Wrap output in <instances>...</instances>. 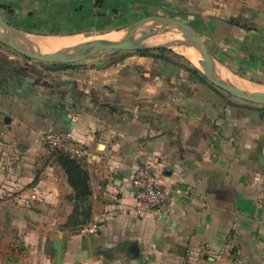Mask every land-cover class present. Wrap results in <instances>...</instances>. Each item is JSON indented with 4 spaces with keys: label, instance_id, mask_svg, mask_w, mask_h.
I'll list each match as a JSON object with an SVG mask.
<instances>
[{
    "label": "crops",
    "instance_id": "obj_1",
    "mask_svg": "<svg viewBox=\"0 0 264 264\" xmlns=\"http://www.w3.org/2000/svg\"><path fill=\"white\" fill-rule=\"evenodd\" d=\"M0 9L37 37H102L148 15L177 18L218 69L264 90V0H0ZM146 48L42 77L0 58V218L15 233L4 264H264V105ZM51 129L88 145L85 198L42 139ZM142 165L165 184L157 211L136 204Z\"/></svg>",
    "mask_w": 264,
    "mask_h": 264
},
{
    "label": "water",
    "instance_id": "obj_2",
    "mask_svg": "<svg viewBox=\"0 0 264 264\" xmlns=\"http://www.w3.org/2000/svg\"><path fill=\"white\" fill-rule=\"evenodd\" d=\"M149 22H151L152 26L157 25L159 28L155 31L148 32L137 37L138 31ZM0 27L3 29V31H0V41L12 49L28 58L56 64L76 63L95 56L110 54L120 50H137L144 47L163 48L175 44L193 45L202 56L200 63L202 65L203 72L212 84L235 97L248 102L264 105V90L251 91L241 88L233 82L223 78L218 71L215 58L208 51L197 31L188 23L173 17L148 15L128 26L117 29L116 31L122 33L119 40L98 38L72 50H54L48 52H44L40 47L33 45L28 36L8 22L1 15V13ZM168 27L178 29L181 33H183L186 39L176 40L169 43L145 45L144 42L159 34L162 29ZM20 39H23L25 43L21 42ZM26 44H28V46ZM54 243L57 263H61L63 255V241L61 237H55Z\"/></svg>",
    "mask_w": 264,
    "mask_h": 264
},
{
    "label": "built area",
    "instance_id": "obj_3",
    "mask_svg": "<svg viewBox=\"0 0 264 264\" xmlns=\"http://www.w3.org/2000/svg\"><path fill=\"white\" fill-rule=\"evenodd\" d=\"M42 139L50 152L67 154L79 163H83L88 156L87 143L76 140L72 133L60 129L46 131ZM132 185L137 207L141 211H157L166 201L167 191L161 174L151 165H142L134 172ZM92 231L97 232L95 225Z\"/></svg>",
    "mask_w": 264,
    "mask_h": 264
},
{
    "label": "rangeland",
    "instance_id": "obj_4",
    "mask_svg": "<svg viewBox=\"0 0 264 264\" xmlns=\"http://www.w3.org/2000/svg\"><path fill=\"white\" fill-rule=\"evenodd\" d=\"M0 12H2L1 9H0ZM158 28H159V26H157V25L152 26L151 22H149L148 24L143 26L138 31L137 37L141 36V35H143L145 33L155 31ZM0 30H3V29L0 27ZM178 32H180V31L178 29H176V28H173V27L164 28V29H162L160 31L159 34H157L156 36L148 39L144 43H145V45L158 44L160 42H157V43H155L156 41L154 42V40H157V38L158 39H162V38H165L166 36H169V35H171L173 33H178ZM161 34H163V35H161ZM159 35H161V36H159ZM102 37H98V36L96 37V35H91V36H89L87 38L89 40H94V39H98V38H102ZM20 41L25 43V41L23 39H20ZM173 46H175V45H170V46L164 47L165 50L161 51L160 53H162L165 56H170V57H173V58L178 59V60L180 59V60H183L185 62L186 61H188L189 63L191 62L184 55H182L179 52H177ZM177 46H181V45H177ZM182 46H184V45H182ZM134 51L135 50H120V51H116V52H113V53H110V54H104V55H100V56H95L93 58H95V59L99 58L100 60L110 61L112 59H115V58H118V57L122 56L123 53L124 54H128V53H131V52H134ZM0 58H4V59H9L10 58L12 61H15L21 67L26 69V71H29L31 74L39 76V77H42L44 72H49V71L55 72L56 70L54 71L52 69H55L54 67L58 66L56 63L43 62V61H38V60H35V59L28 58V57L24 56L23 54L17 52L16 50L12 49L11 47L6 45L2 41H0ZM191 64L193 65L194 63L191 62ZM199 69L201 71H203L202 68H199ZM54 154H56V153H54ZM14 239H15L14 230L11 227L5 226L3 221H2V219L0 218V264H4V260L6 259L7 255H10V252L12 250L15 251V242H14L15 240Z\"/></svg>",
    "mask_w": 264,
    "mask_h": 264
},
{
    "label": "bare ground",
    "instance_id": "obj_5",
    "mask_svg": "<svg viewBox=\"0 0 264 264\" xmlns=\"http://www.w3.org/2000/svg\"><path fill=\"white\" fill-rule=\"evenodd\" d=\"M3 31V30H0ZM122 33L118 31H112L102 38L107 39H113V40H119L121 38ZM163 35V34H161ZM159 35V36H161ZM158 36V37H159ZM165 37V36H164ZM29 40L33 45H36L41 48L44 52L48 51H54V50H72L75 49L87 42H90L86 36L83 35H73V36H48V37H37V36H28ZM185 36L183 33H173L169 36H166L165 38L154 40L155 43H169L176 40H185ZM153 42V43H154ZM28 46V44H26ZM177 52L184 55L186 58H188L191 62H193L198 68H202V65L200 63V60L202 59V56L200 52L193 46V45H184V46H173ZM219 73L223 78H225L228 81L233 82L235 85L245 88L248 90H261L258 89V87H253L248 85L247 83L241 81L240 79H234L231 76H229L226 71L223 72L222 70L218 69ZM229 73V72H228Z\"/></svg>",
    "mask_w": 264,
    "mask_h": 264
},
{
    "label": "trees",
    "instance_id": "obj_6",
    "mask_svg": "<svg viewBox=\"0 0 264 264\" xmlns=\"http://www.w3.org/2000/svg\"><path fill=\"white\" fill-rule=\"evenodd\" d=\"M103 0H97L98 5H102ZM160 52L164 51L165 48H159ZM141 55L147 56L149 55L151 49L146 48V49H139ZM153 56V55H152ZM163 57V60L171 62L173 65L181 66L179 63L176 61L177 59L170 57V56H164L163 54L160 55ZM154 57H156L154 55ZM69 64H59V67H67ZM189 71V73L194 76V79H197L200 82L207 83L210 87H212L214 90H217V86L214 84L210 83V81L207 79L206 75L198 69L196 66H193L190 62L189 68L186 69ZM58 160L62 167L66 170L68 177H69V182L73 186V188L77 192V197L78 198H85L89 193V183H88V176L85 170L82 167V164L79 163L77 160L73 159L71 156L67 154H58Z\"/></svg>",
    "mask_w": 264,
    "mask_h": 264
}]
</instances>
